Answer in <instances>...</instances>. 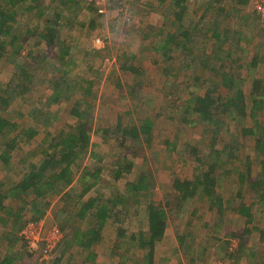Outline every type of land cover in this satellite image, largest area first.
<instances>
[{"label":"rangeland","instance_id":"1","mask_svg":"<svg viewBox=\"0 0 264 264\" xmlns=\"http://www.w3.org/2000/svg\"><path fill=\"white\" fill-rule=\"evenodd\" d=\"M43 1L45 6L49 7L46 15L52 18L54 9L49 5L51 0ZM172 2L173 0H121L119 5L118 0H113L109 5L107 4V12L103 15L98 12L93 13L87 7L81 6V12L72 23V27H63L60 34L61 41L70 44L69 57L75 65L64 66V63L59 62L56 58L59 57V47L47 50L43 41H40L38 48L33 47L32 42L39 40L37 33L30 38L31 43H26L19 62L27 61L31 65L33 60L28 57V51L32 50L34 56L41 51L46 53L44 61L53 69L49 74L41 68L31 69L30 75L34 76L30 85L31 91L12 101L6 110L1 111V115L19 127L5 138L0 137V152L3 143L7 139L14 138L20 129L31 127L39 133L32 141L19 142L17 149L10 153L9 166L0 162V182L5 185V190L14 186L27 172L24 170L26 166L42 162L41 152L48 148L53 137L58 139L62 131L76 130L81 121L72 116L71 111L74 107L80 106V109L85 110L87 114L84 120L91 118L90 135L94 144L76 160L73 167L76 176L72 194L76 195L83 189L79 177L84 169L86 171H94L98 167L102 169V183L105 182L108 186L101 192L105 193L107 198L110 197L111 191L119 190L127 195L125 186L136 182L142 173L151 176L155 182L154 189L144 195L139 194L137 204L132 201L133 204L128 210L122 209L121 206L115 209L116 222L111 219L106 223L100 242L92 247L98 256L96 262L86 264H148V247L141 249L138 241L132 240V236L138 237L140 232L148 236L146 210L150 202L164 208L170 217L166 237L156 246L154 264H264V236L261 235L262 232L264 233L262 207L260 201L243 189L239 181L240 173L248 174L249 162L252 167L251 175L257 178L262 172L260 160L263 157L255 152L254 141L245 144V139L241 138L239 123L228 120L229 129L221 131L218 143L212 150L210 143L216 137L213 127L210 131L205 124L193 122L197 117L192 115L187 116L190 123L182 121L181 111L188 104L191 91L195 90L199 95L205 93L204 89H198V85L195 84L196 78H202L210 84L211 82L219 84L221 76L201 67V62L209 63L200 49L203 45L202 41L196 43L200 50L197 49L198 56L189 64L190 68L187 67L183 47H176V52L167 55H165L166 50L159 48L164 42V36L158 31L164 30L163 34L166 35L176 32L178 28L173 22L176 21L174 12L179 9L172 6ZM82 4L84 5V2ZM29 5L31 2L26 7ZM185 5L187 7L185 18H191L195 23L202 20L206 8H210L211 13L208 15L210 20L216 19L221 9L225 11V15H228V21L223 24V28L230 29L228 35L230 42L227 45L233 51V55L231 60L224 61L223 69L236 75L242 82L250 107L253 80H264V46H259L261 41L264 42V30L254 14L251 2L245 6H236L231 0H185ZM58 11L64 15V22H69L67 19L74 15L68 14L62 7ZM19 21L20 26H15L14 29L20 35L26 34L28 30L38 32L44 29L43 21L37 17V10L27 12ZM188 24L186 26H189ZM209 24L212 25V21ZM239 32L242 33V41L237 44L236 35ZM97 38L104 40V43L97 44L95 42ZM220 47L217 48V52L222 56L224 52ZM257 48H260V59L257 67H254L252 61L256 56ZM14 49V47L10 48V52L12 53ZM207 50L211 52L212 44ZM12 63L8 56L0 63L2 86L11 83ZM36 63L38 64L39 61ZM125 64L141 69L142 75L137 77L133 73L124 71L121 67ZM209 67L217 71L221 68V64L212 61ZM58 69L68 71L72 79L79 77L88 82H82L83 90H77L70 99L64 100L59 105H53L49 110L40 101L44 102L45 97L51 93L48 82L50 73ZM54 74L55 77L58 76L56 71ZM89 82H93V85ZM87 89L90 91L87 92ZM220 92L224 97L228 95L223 88ZM49 113L55 114L58 119H53ZM38 119L43 120L40 122ZM147 119L154 123L152 134L149 136L151 141L149 145L143 135L135 144L133 139L121 131V128L126 126L130 129L133 127L139 129ZM119 120L121 127H118ZM260 121L264 126V115L260 117ZM244 125L252 126L251 120L245 121ZM47 133L52 137L48 139L49 141H44ZM235 136H238L242 149L234 156H224L227 164L223 167L226 168L225 174L228 175L222 183L220 182L218 189L225 202V216L220 217L216 211H211L206 197L196 198L184 205L181 202L179 207L174 181L192 179L200 166L190 150L193 147L197 148L200 150V157L206 160L207 156L214 157L211 153L215 148L222 149L224 142L232 141ZM167 142L171 143L170 148ZM137 145L141 147L139 153L136 151ZM52 152L53 149H50L49 153ZM128 162L133 163L132 172H125L117 183L113 182V168ZM111 184L116 186L114 190L109 189ZM98 189L99 187H94L85 198L95 197L100 192ZM240 191L248 205L256 203L253 206L255 217L252 225H247L245 218L230 210L231 204L236 205L239 202ZM61 197L46 196L44 203L52 219L45 223L41 222L44 218L34 221L43 224V233H47L45 237H52L51 231L54 228L60 230L62 238L59 242L63 238L66 241L67 237H72L74 228L78 226L76 221H69L67 215L58 219L66 202L61 201ZM31 200L30 197L24 201L25 211L19 221L21 224L23 222L25 225L31 221L29 205ZM5 204L15 212L22 206V203L19 204L12 199H7ZM47 204H49L48 208ZM2 215L4 214L0 213V217ZM5 217L9 220L11 228V217L9 215ZM61 220L69 222L72 232L67 225L63 226ZM4 232H6L5 225L0 221V234H2L0 263L11 253L9 240ZM118 232L123 234L121 240L117 238ZM183 236L186 238L180 242ZM17 238H20L19 234ZM243 241L244 245L241 249ZM17 242L19 244L21 240ZM233 242L238 245L237 253L231 252ZM113 249H117L116 252H113ZM86 255L87 253L79 246H73L67 251V257L59 264H82ZM21 256L24 257V261L19 264H44L36 256L31 257L27 254Z\"/></svg>","mask_w":264,"mask_h":264},{"label":"trees","instance_id":"2","mask_svg":"<svg viewBox=\"0 0 264 264\" xmlns=\"http://www.w3.org/2000/svg\"><path fill=\"white\" fill-rule=\"evenodd\" d=\"M113 1V0H111ZM110 1V2H111ZM31 2L28 7L27 4ZM84 2V5L82 4ZM109 2V4H110ZM231 2L236 6L248 5L251 0H231ZM108 4V5H109ZM118 4H121V0H118ZM51 8L54 9L52 18L47 16L49 7L45 6L43 0H0V63L7 56L10 58L12 63L11 70L13 76L11 83L6 86L0 84V137L5 138L7 134L13 133L19 127L17 124L12 123L10 120L1 115V111L6 110L17 98H21L31 91L30 85L33 80V75H30L31 69L39 70L49 74L52 66L44 61L46 56L45 52L38 51V55L34 56L32 50L28 51V57L30 56L33 60V64L30 65L27 61L19 62L21 54L24 52L26 43L30 42V38L34 35H39V40L32 42V46L37 47L43 41L46 45V49L59 47V62L64 63V66L75 65V62L71 60L70 56V44L61 41V29L65 26L72 27V23L76 20L77 15L81 12V6L87 7L91 12H97L96 6L92 3H88L87 0H51ZM172 6L177 7L179 10L174 12L176 21L174 24L176 26V32L163 34L164 30H159L158 33L164 36V42L159 46L161 50H166L167 53L177 51L176 47H183L182 49L186 53L185 59L187 60V67L190 68L189 64L195 60L198 56V46L196 43L199 41L203 42L200 48L203 55H205L209 63L212 61H218L221 64V68L214 70V68L209 67L208 62H201L200 65L203 68L210 69L214 73L221 76V82L218 83H207L202 80V78H196L195 84L198 85V89H204V95H199L191 91V97L188 104L181 111L183 115L182 121L184 123H190L187 116H196L197 120H193L195 123L205 124L208 129L213 127L215 129L216 137L210 143L211 149L216 147L219 135L221 131L229 129L228 120L239 123L241 138L245 139L246 142L254 141V150L259 153L262 166V172L255 178L251 175V165L249 162L247 164V175L244 173L239 174V181L243 189L249 192L250 195L255 196L258 199L259 204L262 207V220L264 221V126L260 121V117L264 115V80L255 79L253 80L251 89V106H248L247 98L244 91V85L237 78L236 75L226 72L223 69L224 61L232 59L233 51L229 49L227 45L230 42L228 35L230 34V29H224L223 24L228 21V15H225L223 9L217 14V18L210 20L208 15L211 13L210 8H206L204 12V17L202 20H198L197 23L191 21V18L186 19L185 14L187 7L185 5V0H173ZM64 8L68 14H74L72 18L67 19L69 22H64V15L58 11L59 8ZM37 10V17L40 18L44 23V29L41 31L28 30L26 34L20 35L14 27L20 26L19 19L22 18L27 12ZM262 28L264 30V24L261 22L257 12H254ZM212 21V25H210ZM189 23V26L186 24ZM93 25V24H92ZM203 28H202V26ZM242 33L239 32L236 36L237 44L242 41ZM40 42V43H38ZM31 43V42H30ZM212 44V50L209 53L207 47ZM31 46V45H30ZM191 46V47H190ZM221 46L220 50L224 52L222 56L217 52V48ZM259 46H264V42H260ZM12 53L10 48L13 49ZM199 49V50H200ZM260 48H257L256 56L254 57L252 64L257 67L258 61L260 59ZM98 53V52H96ZM210 54V56H208ZM226 56H225V55ZM225 56V57H223ZM68 60H65L67 59ZM39 61L37 64L36 62ZM60 63V64H61ZM124 71L141 76L142 70L135 68L133 65L125 64L121 67ZM58 73L55 77L54 72ZM50 73L49 79V89L51 93L45 97V101L40 103L51 109L53 105H59L64 100L70 99V97L75 94L77 90H83L81 88L84 78L72 79L69 77L68 71L66 70H55ZM88 82V81H87ZM93 85V82H89ZM227 91L228 95L223 96L220 92L221 89ZM189 89V88H188ZM90 91L87 89V92ZM79 106V105H78ZM72 116L79 119L81 122L78 128L72 132H60L59 136L52 138L48 148L42 150L43 160L39 164H30L26 166L24 170H27L22 179L16 183L14 186L5 190V185L0 182V213H3L0 217V221L5 225V228L9 226V220L6 219L5 215H13L17 223L13 225V235L16 232L21 231L25 225L19 223L22 219V214L25 211L24 201L26 198H32L30 201V211L32 214V221H39L45 217L46 214V203L44 199L49 195L62 196L61 201H66L64 208L58 215V219L67 215L69 221H76L78 224L74 228V233L72 237H67L66 241L63 238L54 249V258L51 264H59L65 257H67V251L73 246H79L84 252L87 253L86 258L82 264L95 263L97 259V254L92 250V247L99 243L101 240L102 232L106 223L113 219L115 220L116 213L114 212L118 206L122 209H129V206L135 202L137 204L138 196L141 193L150 192L155 187L154 179L148 174L142 173L140 178L131 184L126 185L127 195L119 190L117 192L111 191L109 198L106 197L105 191L108 186L107 183H102V169L97 168L94 171L84 169L79 177V183L82 184L83 189L76 195L72 194V189L75 183V172L73 167L75 166L77 158L82 156V153L87 151L92 143L90 131L91 124L90 120H84L87 117L85 110H81L79 107H74L71 111ZM53 119H58L55 114L49 113ZM43 119H38L42 122ZM251 120L252 126L244 125L245 121ZM44 123V122H43ZM121 120L118 121V127H121ZM154 123L147 119L142 123L141 128L133 127L132 129L122 127L121 131L127 137H130L136 141H140L142 135L147 140V144H150L149 136L152 134ZM38 131L35 128H25L20 129L19 132L11 140H6L1 146L0 152V162L9 166L11 156L10 153L17 149L20 141H32L37 135ZM52 136L47 133L44 141H49ZM127 138L125 137V140ZM25 141V142H26ZM221 142V140H220ZM168 143V148L171 147V143ZM134 144V145H135ZM133 145V146H134ZM170 146V147H169ZM53 149L52 154L49 150ZM141 147L137 145L136 151L139 153ZM242 146L238 142V136L230 142L223 144L222 149L215 148L212 151V156H207L204 160L200 157V150L193 147L190 150L191 154L195 157V161L199 163V167L196 169L192 179L180 180L176 179L173 183L175 189V195L177 196L178 206L181 204L189 203V201L195 200L196 198L203 199L206 197L210 203V210L216 211L220 217L225 216V202L221 192H218L219 184L222 180L226 178L228 174H225L226 168L223 165L227 164L225 157H230L236 155L240 152ZM249 157V156H248ZM250 158V157H249ZM250 161V160H248ZM133 169V163L128 162L119 164L117 168H113V182L117 183L119 179L124 175V173H130ZM248 188H247V187ZM94 187H99L98 194L95 197L85 198ZM116 188L114 184L109 186V189ZM76 192V190H74ZM244 191V190H243ZM126 193V192H125ZM144 197V196H141ZM239 202L236 205H230V210L237 213L238 216L246 219L247 225H252L254 222V212L253 206L256 203L248 205L245 201L244 196H242V191L238 193ZM7 199H12L13 201L22 203L17 209V213L11 209V207L5 204ZM75 200V201H74ZM133 201V202H132ZM230 203V202H229ZM49 204H47L48 208ZM180 207V206H179ZM73 209V210H72ZM227 209V208H226ZM147 220H148V236L140 232L138 237L132 236V240L136 239L139 243L141 249H146L148 247V264H154V255L156 252V246L161 243L167 234L169 214L164 208L157 206L154 203H148L147 205ZM63 221V220H61ZM116 222V220H115ZM63 226H68L71 228L68 221H63ZM24 225V226H23ZM61 229H63L61 227ZM6 238L9 240V249H13L14 253L11 257L4 258L0 264H19L23 260L24 254L30 255L25 248V244L22 238H17L21 242H17L15 239H11V228L8 231ZM15 232V233H14ZM64 232V230H63ZM123 234H117V238L121 240ZM264 236V233H261ZM66 238V237H65ZM186 236L180 238L182 242ZM126 238H124L125 241ZM244 245V241L241 243V249ZM117 249H113L116 252ZM60 256L58 257V255ZM37 257V256H36ZM38 259V257H37ZM71 259V258H70Z\"/></svg>","mask_w":264,"mask_h":264},{"label":"built area","instance_id":"3","mask_svg":"<svg viewBox=\"0 0 264 264\" xmlns=\"http://www.w3.org/2000/svg\"><path fill=\"white\" fill-rule=\"evenodd\" d=\"M87 1L96 6L97 12L100 15L106 14L109 0ZM251 4L254 7V11L259 15L261 22L264 24V0H251ZM103 41L98 38L95 39V42L99 45L103 44ZM51 232L52 237H45L47 233H43V224L32 220L27 222L20 232V237L26 247L25 249L32 255L37 256L44 264H51V261L54 258V249L62 238V234L57 228H54ZM232 245L233 248L231 249V252L234 253L238 250V245L236 242H233Z\"/></svg>","mask_w":264,"mask_h":264},{"label":"crops","instance_id":"4","mask_svg":"<svg viewBox=\"0 0 264 264\" xmlns=\"http://www.w3.org/2000/svg\"><path fill=\"white\" fill-rule=\"evenodd\" d=\"M13 201V200H12ZM14 211V210H13ZM14 213H17V211L15 212L14 211ZM51 215H50V213L48 212V210H46V214H45V217H44V219L43 220H41V222L42 223H45V222H48V220L49 219H52V216H51V218H49ZM54 220V219H53ZM15 223H17V221L15 220V217L13 216V215H11V239L13 238V239H15V240H17V237H18V234H19V236H20V232L21 231H19V232H17L16 234H14L13 235V225L15 224ZM10 230V225L7 227V228H5V231L6 232H4L5 233V235L7 236V234L9 233L8 231ZM2 234H0V236H1ZM9 235V234H8ZM126 241V240H125ZM13 253H14V251L11 249V257L13 256ZM142 253H144L143 251H142ZM138 255V254H137Z\"/></svg>","mask_w":264,"mask_h":264}]
</instances>
